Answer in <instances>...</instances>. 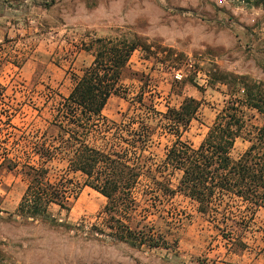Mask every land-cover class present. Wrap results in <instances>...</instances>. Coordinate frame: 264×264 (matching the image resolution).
Returning <instances> with one entry per match:
<instances>
[{
	"label": "rangeland",
	"instance_id": "1",
	"mask_svg": "<svg viewBox=\"0 0 264 264\" xmlns=\"http://www.w3.org/2000/svg\"><path fill=\"white\" fill-rule=\"evenodd\" d=\"M96 37H138L149 48L134 50L122 74L128 99L111 96L103 114L119 121L143 83L162 112L193 97L201 106L182 134L193 146L204 138L231 78L264 84V8L251 1L0 0V162L12 155L16 137L45 127L52 103L71 89V74L91 63L84 46ZM248 112L251 124H262L261 115ZM172 139L154 136L157 159ZM246 145L238 139L232 155ZM24 188L17 171L0 167V264H264L263 208L243 236L247 247L235 250L191 200L176 194L170 204L179 214L177 247L150 249L83 239L61 225L12 217ZM104 204L103 196L84 187L68 212L55 206L52 214L61 224H88Z\"/></svg>",
	"mask_w": 264,
	"mask_h": 264
},
{
	"label": "trees",
	"instance_id": "2",
	"mask_svg": "<svg viewBox=\"0 0 264 264\" xmlns=\"http://www.w3.org/2000/svg\"><path fill=\"white\" fill-rule=\"evenodd\" d=\"M247 1L264 8V0ZM84 48L93 59L71 74V89L52 103L45 127L16 137L12 155L0 162L25 182L11 216L61 225L74 236L105 244L174 250L179 214L170 199L180 194L231 249H245L242 239L252 215L264 209V84L231 78L204 138L193 146L182 139L201 106L193 97L162 112L153 96L146 97L143 83L119 121L103 114L111 96L128 99L121 77L134 50H148L146 44L138 37H96ZM248 111L261 115L262 124H251ZM157 133L173 138L160 159L151 151ZM238 139L247 145L233 156ZM84 187L105 199L94 220L58 222L52 208L68 212Z\"/></svg>",
	"mask_w": 264,
	"mask_h": 264
}]
</instances>
